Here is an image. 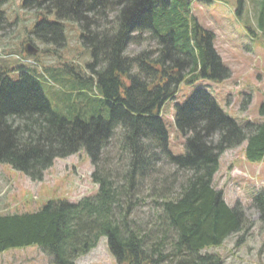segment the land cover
<instances>
[{"label": "trees", "instance_id": "obj_1", "mask_svg": "<svg viewBox=\"0 0 264 264\" xmlns=\"http://www.w3.org/2000/svg\"><path fill=\"white\" fill-rule=\"evenodd\" d=\"M191 5L192 0H23L41 14L32 34L44 43L62 46L65 22L79 24L91 53L86 66L98 114L85 119L56 111L38 70L19 66V78L12 79V68L0 65V164L37 181L56 159L85 148L97 192L75 202L50 200L35 212L0 213V253L37 245L50 264H76L106 237L117 264H224L220 254L203 251L240 232L236 244L243 243L253 223L239 201L227 203L214 178L221 155L244 142L246 159H264V102L260 122L240 123L206 89L195 90L174 115L184 138L181 154L170 149L162 117L182 84L220 80L216 66L227 71L213 47L214 33L200 25ZM260 20L264 24V0ZM143 43L148 46L130 52ZM85 93L79 88L68 98L87 99ZM252 206L264 221V192Z\"/></svg>", "mask_w": 264, "mask_h": 264}, {"label": "rangeland", "instance_id": "obj_2", "mask_svg": "<svg viewBox=\"0 0 264 264\" xmlns=\"http://www.w3.org/2000/svg\"><path fill=\"white\" fill-rule=\"evenodd\" d=\"M241 2V4H240ZM263 0H192L191 12L206 30L214 33L213 47L227 71L216 66L217 80L200 77L189 84H182L176 98L163 106L162 117L170 132V149L185 152L184 138L177 129L174 115L177 104L183 105L197 89L212 94L220 107L240 123L260 122L264 102V24L260 20ZM41 14L23 6V0H0V65L12 68L9 75L19 78V66L38 70L39 78L53 108L61 113L83 114L89 119L98 114L92 108L98 95L93 88L91 72L86 64L91 61L90 49L81 39L78 23L65 22L66 42L62 46L44 43L32 31ZM54 14L49 19L54 20ZM32 44L35 55L24 54L25 46ZM147 43L132 45L130 52H138ZM154 46V43H152ZM65 64L74 67L71 72ZM44 66L56 68L47 70ZM72 84V85H71ZM87 90V99L69 93ZM83 94H81V97ZM107 115V106L104 107ZM80 115V114H79ZM85 116V117H84ZM227 150L220 157L219 170L214 184L224 191L230 206L239 201L253 223L251 230L237 245L243 232L232 234L220 246H210L203 252L220 254L224 264H264V221L260 210L252 206L254 196L264 192V159L244 158V147ZM92 162L85 148L65 158H58L45 172L42 180L33 181L25 173L8 163L0 164V213L35 212L50 200L78 201L96 194L97 185L91 180ZM243 171L241 173L239 170ZM0 264H50L46 253L37 245L11 248L0 253ZM76 264H117L110 254L107 238L81 256Z\"/></svg>", "mask_w": 264, "mask_h": 264}, {"label": "water", "instance_id": "obj_3", "mask_svg": "<svg viewBox=\"0 0 264 264\" xmlns=\"http://www.w3.org/2000/svg\"><path fill=\"white\" fill-rule=\"evenodd\" d=\"M25 52L30 55H34L37 49L32 44H27L25 47Z\"/></svg>", "mask_w": 264, "mask_h": 264}, {"label": "flooded vegetation", "instance_id": "obj_4", "mask_svg": "<svg viewBox=\"0 0 264 264\" xmlns=\"http://www.w3.org/2000/svg\"><path fill=\"white\" fill-rule=\"evenodd\" d=\"M34 47H35V46H34ZM35 48H36V47H35ZM36 49H37V48H36ZM37 50H39V49H37ZM36 53H37V52H36ZM36 53H35V54H36Z\"/></svg>", "mask_w": 264, "mask_h": 264}]
</instances>
